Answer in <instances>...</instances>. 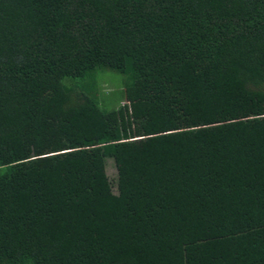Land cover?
I'll use <instances>...</instances> for the list:
<instances>
[{
    "label": "trees",
    "instance_id": "obj_1",
    "mask_svg": "<svg viewBox=\"0 0 264 264\" xmlns=\"http://www.w3.org/2000/svg\"><path fill=\"white\" fill-rule=\"evenodd\" d=\"M0 264H264V0H0Z\"/></svg>",
    "mask_w": 264,
    "mask_h": 264
},
{
    "label": "rangeland",
    "instance_id": "obj_2",
    "mask_svg": "<svg viewBox=\"0 0 264 264\" xmlns=\"http://www.w3.org/2000/svg\"><path fill=\"white\" fill-rule=\"evenodd\" d=\"M126 76L111 70H105L97 75L99 105L103 108L116 107L122 101L123 85ZM106 172L114 181L116 169L112 158L106 159Z\"/></svg>",
    "mask_w": 264,
    "mask_h": 264
}]
</instances>
